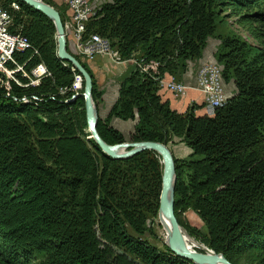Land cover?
Here are the masks:
<instances>
[{
    "label": "trees",
    "instance_id": "1",
    "mask_svg": "<svg viewBox=\"0 0 264 264\" xmlns=\"http://www.w3.org/2000/svg\"><path fill=\"white\" fill-rule=\"evenodd\" d=\"M3 6L10 31L25 36L28 47L6 64L21 85L0 69V264H194L142 238L158 217L159 155L103 154L87 131L83 84L73 88L79 74L57 56L53 21L21 0ZM226 8L254 26L260 45L219 37L216 60L235 93L211 116L197 115V103L180 113L159 96V79H182ZM256 24L264 28V0H108L83 33L107 39L121 59L143 51L147 70L135 65L122 78L108 115L97 117L99 136L107 144L127 141L111 125L117 117L135 121L129 141L167 145L175 136L189 147L187 159L172 156L175 216L184 227L183 207L195 212L205 229L200 240L232 264H264V39ZM81 63L98 114L102 91ZM40 64L46 72L31 84Z\"/></svg>",
    "mask_w": 264,
    "mask_h": 264
},
{
    "label": "built area",
    "instance_id": "2",
    "mask_svg": "<svg viewBox=\"0 0 264 264\" xmlns=\"http://www.w3.org/2000/svg\"><path fill=\"white\" fill-rule=\"evenodd\" d=\"M4 0H0V69L3 70L8 79L13 80L18 85L21 83L14 77V70L6 68L8 62H14L13 52L24 50L28 47V40L25 36L19 33H12V19L9 11L3 6ZM66 12L63 22L65 36H72L76 43V49L80 60H91L101 54L110 56L117 62L131 60L133 63L134 53L128 59H121L116 50H112L109 41L100 37L97 34H91L87 38H83L85 24L94 15L93 6L89 0H65ZM9 7L13 10H18L19 5L16 1H12ZM140 61L142 62L140 64ZM141 72H146L143 60L139 59L136 63ZM16 70H21L17 67ZM46 70L43 65L36 66L31 71L29 77L25 72L24 76L29 77L31 84H35L44 74ZM164 76V75H163ZM80 76H76L74 89L80 88ZM196 88L202 92L205 102L201 107V112L204 115L211 116L217 107L223 105L227 100V95L223 90L222 65L219 64L214 56H210L202 63L195 75ZM159 85L165 87L175 96L182 95L188 88L187 85L176 83L170 77L168 81L159 79Z\"/></svg>",
    "mask_w": 264,
    "mask_h": 264
},
{
    "label": "water",
    "instance_id": "3",
    "mask_svg": "<svg viewBox=\"0 0 264 264\" xmlns=\"http://www.w3.org/2000/svg\"><path fill=\"white\" fill-rule=\"evenodd\" d=\"M21 1L53 21L56 28L57 56L62 61L69 63L71 67L78 72V76L81 77L79 84L80 87L83 84L82 96L85 104L84 108L87 121V131L101 152L113 159H124L142 150H153L159 155L162 164V174L158 215L161 213L169 220L170 232L165 240V245L168 249L180 257L191 260L194 264H232L222 254H216L203 243L197 242L201 244V246L187 244L184 232L179 225L174 212V185L176 180L175 164L172 154L166 145L153 141H126L107 144L99 136L96 130L98 114L91 97L92 79L90 74L82 66V63L67 51V40L59 12L53 6L42 0ZM195 247L201 248V252H197L194 249Z\"/></svg>",
    "mask_w": 264,
    "mask_h": 264
},
{
    "label": "crops",
    "instance_id": "4",
    "mask_svg": "<svg viewBox=\"0 0 264 264\" xmlns=\"http://www.w3.org/2000/svg\"><path fill=\"white\" fill-rule=\"evenodd\" d=\"M66 40L68 51L70 53L74 52L78 55L76 43L72 39V36H67ZM71 54L74 55L73 53ZM211 55L215 56L213 52L209 55V57ZM207 59L203 60L202 63ZM200 61L201 59L198 61H188L187 70L179 82L188 86L182 95L175 96L165 87H161L158 90V94L161 99L167 100L171 108L180 113L184 112L191 103L203 104L205 102L204 95L201 91H199V89L196 88L195 73L192 71V65L197 64L198 62L200 64ZM82 62L86 63L88 68L91 70L99 90L102 91L98 115L100 118L104 119L108 115L111 106L118 97L119 83L122 78H124L129 73L131 68L130 63L132 62L131 60L117 62L106 54L98 55L91 60H82ZM170 77L171 76L169 74L165 73L163 79L164 81H168ZM223 90L227 95V98L232 96L236 91L233 81H223ZM195 113L197 115L202 114L201 108L195 110ZM134 124L135 121L132 120H122L117 117L111 118V125L119 130L124 136H128L129 133H132ZM166 146L170 150L172 156L179 160L187 159L191 153V149L175 136L170 138V141ZM194 214L197 216L195 212Z\"/></svg>",
    "mask_w": 264,
    "mask_h": 264
},
{
    "label": "rangeland",
    "instance_id": "5",
    "mask_svg": "<svg viewBox=\"0 0 264 264\" xmlns=\"http://www.w3.org/2000/svg\"><path fill=\"white\" fill-rule=\"evenodd\" d=\"M106 1H108V0H89V3H90V5L93 6V9H94L93 11L95 12ZM49 2L52 4L51 6H53L58 12L60 11L62 13L63 19H64L65 12L67 9L65 0H49ZM220 18H222V21H220L221 20ZM218 19L219 20L217 22V26H216L214 34L208 38L209 40H207V45H206L205 49L203 50L202 56L200 58L201 59L200 64L198 62L197 64L192 65V71L195 73V75H196L198 69L200 68V65H201L203 60L207 59L212 52L215 55L214 58L217 59L218 53L221 50H223L222 45H221V40L219 39V37L238 36L242 40L247 41L248 43H250L252 45H255V46L260 45V42L257 41L251 34V29L254 26L240 23L239 22L240 21L239 16L235 13H231L229 8L222 10ZM255 27L257 29H259L261 33H263V39H264V28H259V26L257 24ZM109 44H110V42H109ZM111 49L114 50V48H111ZM71 53H73L74 56H76L77 58L79 57L74 52H71ZM134 54H135L134 55L135 61L133 63H130L131 64L130 71L136 65V63L140 59V57L142 56L143 51L139 50L138 53H134ZM174 56H175V53H174ZM200 59H198V60H200ZM77 60L82 62V60H80L79 58ZM198 60H194V61H198ZM141 63L142 62L140 61V64ZM171 78L176 83L180 82L177 79H174L173 76H171ZM162 79H163V77H162ZM160 88H161V86L159 85V89ZM129 135H130V133H129ZM129 135L125 136L127 138V141H129L128 140ZM258 148H259L260 153L264 156V137L259 142ZM183 177L185 180L187 179L186 171L183 172ZM181 217H182V220L184 223V227H181V228L184 232L187 244H189V245L196 244L198 246H201V244H199V243L204 244V242H202L200 240V233L203 232L205 229H204L203 223L199 219V217H197L194 214V212L187 206L183 207V214L181 215ZM159 218H160V216L158 215L157 218H155L153 220L150 219L148 221L147 226H148L149 230L151 231V234L146 233L142 236V238L145 239L150 244L156 246L157 248L164 249V247H165V239L163 237L164 228H163L162 222L160 221ZM191 228H194L197 231H199V234L196 231L193 232L194 234H191L190 233ZM197 242H199V243H197ZM194 249L197 252H201V248L195 247Z\"/></svg>",
    "mask_w": 264,
    "mask_h": 264
},
{
    "label": "bare ground",
    "instance_id": "6",
    "mask_svg": "<svg viewBox=\"0 0 264 264\" xmlns=\"http://www.w3.org/2000/svg\"><path fill=\"white\" fill-rule=\"evenodd\" d=\"M160 216V221L162 222L163 228H164V232H163V237L166 240L167 235H169L170 232V225H169V220L168 218H166L165 216H163L161 213H159ZM186 240V238H185Z\"/></svg>",
    "mask_w": 264,
    "mask_h": 264
}]
</instances>
